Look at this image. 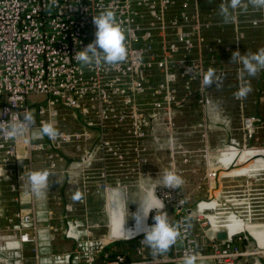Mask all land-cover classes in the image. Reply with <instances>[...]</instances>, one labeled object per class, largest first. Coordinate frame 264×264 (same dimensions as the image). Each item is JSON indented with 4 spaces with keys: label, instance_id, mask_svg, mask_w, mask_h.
<instances>
[{
    "label": "built area",
    "instance_id": "1",
    "mask_svg": "<svg viewBox=\"0 0 264 264\" xmlns=\"http://www.w3.org/2000/svg\"><path fill=\"white\" fill-rule=\"evenodd\" d=\"M205 1L214 0H0V110H8L2 118L7 121L26 110L34 116L30 143H24L23 138L0 139V181L8 183L7 188L19 205L13 220L0 228V264H172L182 262L186 255L194 256L195 261L241 264L243 258L254 254L239 245L241 233L223 241L217 240V233H210L211 228L204 235L193 233L191 219L196 215L199 220V205L195 213H189L183 200L171 196L161 203L168 219V210L173 209L177 219L172 225H179L181 233L171 248L172 258L147 251L142 234L130 240L109 239V224L105 235H93L89 223L85 226L70 218L74 213L77 217L78 208H84L86 213L85 196L68 203L62 217L65 221L62 237L72 242L73 249L55 252L51 240L53 212L40 218L32 202L44 189L33 194L27 187V173L31 170L24 161L42 153L70 145L81 152L78 156L81 163H76L77 167L89 164L94 157V147H85L92 141L93 131L100 137L105 128H112L122 135L123 143L117 150H122L123 144H133L135 140L126 135L129 127L135 128V139L143 135L142 120L128 121L138 118V99L142 96L152 97L154 101L167 99L169 112L171 104L176 102L181 79L185 99L197 93L204 124L207 120L213 122L215 103L209 96V88L202 86L203 75L211 68L223 75V83L229 73L241 81L242 64L236 63L232 69H227L220 53L240 52L245 40L244 29L264 24V8L254 13L260 18H240V13L245 11L239 6L233 10L231 22L225 24L215 21L214 7L206 8L209 12L203 14ZM221 3L219 0V6ZM104 10L114 11L124 31L126 60L115 67L81 65L75 53L95 39L92 17ZM216 26L233 29L229 43L220 36L208 37L207 31ZM193 85H196L195 90ZM30 98L40 101L28 104ZM156 103L158 107L161 102ZM67 112L80 122L77 131L59 128ZM45 122L53 123L62 134L55 141L48 138V145L44 143L45 136L38 135ZM260 123V118L243 120L249 138ZM79 171L85 173L82 169ZM104 191L107 193L106 189ZM23 192H29L28 199ZM160 211L156 209V213L149 215V225ZM134 240L138 245L131 250L133 259L124 254L111 258L104 252V248L115 242ZM27 247L31 248L32 257L26 254Z\"/></svg>",
    "mask_w": 264,
    "mask_h": 264
},
{
    "label": "rangeland",
    "instance_id": "2",
    "mask_svg": "<svg viewBox=\"0 0 264 264\" xmlns=\"http://www.w3.org/2000/svg\"><path fill=\"white\" fill-rule=\"evenodd\" d=\"M202 7L204 10L213 6L210 3L206 4L205 1ZM245 7L241 8L245 12L240 13L242 16L240 18L249 17L259 9L251 5ZM260 34L254 35L258 38L252 40L255 43L253 47L250 46V39L244 40L246 43L242 44L240 49L242 55L264 49V34L262 33V36ZM229 42L230 39L227 40V43ZM231 55L230 52L220 53V58L227 69H232L236 64L231 62ZM240 79L241 81L235 80L234 74L229 73L228 79L220 87L209 88L211 91L209 96L215 103L212 123L207 120L204 124L200 97L197 93H191L185 99L181 79L177 88L178 96L176 102L171 104L170 113L167 109V99L164 101L163 98H159L154 101L148 96L138 99L136 105L139 111L138 118L134 117L128 121L142 120L143 135L135 139V128L129 127L126 135L135 140L133 144L130 143L129 146L123 144L122 150H117L116 148L123 143L120 138L122 135L112 128H105L100 137H97V132L93 131L92 141L85 147V149L94 147V157L90 159L89 164L84 163L77 167V164L81 163L78 158L81 152L75 149V163H77L75 166L85 172L75 184V194L80 193L81 196H85L88 208L86 213L84 208L77 209L76 215L84 220L80 219L77 222L84 225L85 222L90 223L93 235H105L108 230L106 223L100 222L99 215L93 213L96 207L104 214L105 204L106 214L119 215V219L111 223L108 238L119 240L120 238L115 234L116 230L121 224L134 227L131 214L136 211L137 204L144 201L147 189H152L155 197L160 201H166L167 196L183 200L185 210H190L189 213L191 211L195 213L198 205L207 208L205 215H212L211 222L214 217L221 222L230 216H235L243 222L264 227V167L259 165L248 168L246 175L241 172L244 165L239 164L238 160H233L228 165L223 162L226 148L246 157L264 152V69L258 71L255 77H249L246 73L240 74ZM246 84H250L251 92L246 98L236 99L234 93ZM195 86L193 85L194 90ZM39 101V98H30L28 104ZM156 102L158 104L161 102L158 107L155 105ZM255 104L257 109L254 110ZM253 118H260L261 123L257 126L253 137L249 138L243 120ZM65 122L68 127L71 126V120ZM64 129L70 131L72 127ZM75 131H77L76 124ZM167 171L182 177L184 183L180 188L173 190L163 186L162 175ZM248 173L253 174L251 175L253 177L251 178ZM7 187V182L0 181V214H2L0 228L9 224L16 206L13 195L8 192ZM122 211H124L123 217L120 216ZM205 215L202 214L198 221L196 215L191 219L193 233L204 235L211 228ZM168 220L169 223L174 222ZM218 229L223 231L221 223ZM136 230L138 231V228ZM251 240L250 247L253 246L251 252L255 256L258 250L255 241ZM180 246L181 244H177V247ZM125 248H128V245ZM147 251L150 252V249L148 248Z\"/></svg>",
    "mask_w": 264,
    "mask_h": 264
},
{
    "label": "clouds",
    "instance_id": "3",
    "mask_svg": "<svg viewBox=\"0 0 264 264\" xmlns=\"http://www.w3.org/2000/svg\"><path fill=\"white\" fill-rule=\"evenodd\" d=\"M254 8H264V0H249ZM241 0H222L219 6V14L225 24L231 22L232 10L239 8ZM95 25V39L89 43L83 50L75 53V59L81 65L89 66L92 64H103L109 67H115L124 62L127 57V48L125 45V34L120 24L117 22L115 13L112 10H104L99 15L92 17ZM231 62L242 64L241 75L247 74L249 77H255L258 71L264 69V49L256 53L241 54L238 50L232 52ZM192 72V69L188 70ZM202 86L211 88L220 87L223 83V75L217 74L214 69L209 68L203 75ZM251 92L250 84L242 85L235 93L236 99L246 98ZM8 110H0V139L23 138L24 143L31 142V131L34 126V116L31 111H24L21 115L12 116L5 121L2 117ZM38 135L42 138L47 136L55 141L62 134L53 123L45 122L39 128ZM48 171H29L27 173V187L33 194H39L43 189L49 187ZM162 183L165 188L178 189L184 183L181 176L172 171L164 172ZM81 199L80 193L73 196L74 201ZM138 207L131 214L134 220V227L127 232L135 238L137 235H143L142 243L151 250L153 255L167 254L180 236L179 225H172L168 221L167 213L163 211L164 205H159L160 214L152 217L153 223L148 224L150 213L155 211L156 206L144 200L137 204ZM137 226L140 230L137 231ZM195 258L186 255L182 264H194Z\"/></svg>",
    "mask_w": 264,
    "mask_h": 264
},
{
    "label": "crops",
    "instance_id": "4",
    "mask_svg": "<svg viewBox=\"0 0 264 264\" xmlns=\"http://www.w3.org/2000/svg\"><path fill=\"white\" fill-rule=\"evenodd\" d=\"M242 1V0H241ZM210 3V2H209ZM207 4V3H206ZM211 6L216 8L217 14H215L214 19L216 22H222V17L219 14V0H214L212 3H210ZM209 5V4H208ZM242 7L249 6V0L243 1L241 4ZM241 7V8H242ZM207 8V7H206ZM208 9V8H207ZM204 11L208 14V10L204 8ZM232 15H233V10H232ZM247 18H260V15L258 14H251ZM227 29V30H225ZM245 33V39H250V46L253 47V44H255L252 40L258 37H254L255 34H264V24L260 25V27L252 28L248 27L244 29ZM247 34V35H246ZM260 34V36H262ZM208 37H213V36H220L224 40L226 38V41L231 38L233 35V29L230 26H216L212 29H209L207 31ZM250 37V38H249ZM253 37V38H252ZM246 42L244 41L243 44ZM65 119L59 123V128L64 129V128H70L72 127V130H75V124L77 129H79L80 122H76L74 120V115L72 113L67 112L64 114ZM67 120H71V126H67ZM65 122V123H64ZM50 140L48 139L47 136H45L44 143L45 145H48ZM49 155H52V159H49ZM25 164L27 167H30L31 171H48L50 173L49 176V187H46L43 191L41 196L38 197V199L34 198L32 201L35 204V209L40 216V218H46L47 214L49 212H53L54 220L52 221V230H51V240H52V248L55 252H67L73 249V244L71 241H67L62 237V227L63 222L62 217L65 214V206L68 203L75 202L73 200V196L75 195V184L78 183V178L81 177V173L79 170L76 169V163H75V148H73L70 145H65L63 146L60 150H55L52 153L45 152L40 154V156H37L35 158H31L30 160L26 159ZM246 165V164H244ZM250 169V168H249ZM29 172V171H28ZM241 172L247 175L246 169H241ZM249 176L253 174H249ZM253 176H251L252 178ZM77 178V180H76ZM9 192V191H8ZM24 197L28 199V193L29 192H23ZM28 207V206H27ZM200 207V205H199ZM202 210L203 215H205V212L207 211V208L205 209L204 207H200ZM96 209L93 211V213H97L99 215V218L101 219L100 222L106 223L108 226L109 224V230L111 231L110 227L112 225L110 224L111 221L109 219V222H107V218L110 213L102 214L100 212L99 208H94ZM106 209V205H105ZM19 210V205L16 203L15 209L13 211V215ZM104 211V210H103ZM207 213V212H206ZM116 214V213H115ZM13 215L10 219L13 220ZM101 215H103V218H101ZM118 215V214H117ZM124 211L120 212V216L123 217ZM209 214H206V218L208 219L210 225H211V216H208ZM75 213L70 215V218H72L74 221L76 220H83L82 217H79ZM105 219V220H104ZM119 219V215H118ZM117 219V220H118ZM169 219L171 220H176L177 216L173 213L170 215ZM87 219L85 218V221ZM115 221V220H114ZM169 221V220H168ZM113 222V221H112ZM213 222L222 225L223 230L227 233V237L231 238L233 236H236L237 234H240L242 232H246L247 234H241L240 238L241 241L239 242V245L241 248H246L250 251L253 250V246L250 247L251 245V239L255 241L256 248L258 250V253L250 254L243 258L241 260V264H264V227L257 226L256 224L248 223V222H243L242 220L236 218L235 216H230L224 221L219 222L217 218H213ZM78 223V222H77ZM86 223V222H85ZM125 223V222H124ZM174 222H170L172 224ZM8 224V223H7ZM80 224V223H78ZM84 224V223H83ZM82 224V225H83ZM90 224V223H89ZM7 226V225H6ZM86 226V224H85ZM91 226V225H90ZM113 229V228H112ZM192 229V228H191ZM93 229L91 228V231ZM219 232V229L215 230L214 228L211 227L210 233L216 234ZM104 235V234H103ZM111 235V234H110ZM109 235V236H110ZM143 237V236H142ZM123 240V239H121ZM124 240H130L129 238H126ZM181 247V246H180ZM179 248V247H178ZM126 249H129L126 248ZM124 249V250H126ZM119 250V249H116ZM133 251V249H132ZM252 253V252H251ZM26 254H28L29 257H32V250L31 248L27 247ZM124 255H127L129 259H133L134 253L130 251V253L125 252L123 253ZM163 256H167L168 258L173 257V251L170 250L167 254H162ZM172 264H182V262H175ZM194 264H214L211 260H196L194 261Z\"/></svg>",
    "mask_w": 264,
    "mask_h": 264
},
{
    "label": "bare ground",
    "instance_id": "5",
    "mask_svg": "<svg viewBox=\"0 0 264 264\" xmlns=\"http://www.w3.org/2000/svg\"><path fill=\"white\" fill-rule=\"evenodd\" d=\"M224 151H225V154H224L225 157L223 159V162H224L225 165L230 164L233 160H238V163L239 164H241V165L242 164L243 165L246 164V165H244L243 169L253 168V167L259 166V165L264 167V152L257 153V154H254V155H251V156H247L246 157L244 155L242 156L241 153L238 154V152L230 150L229 148H226ZM241 156L244 157V160H242ZM252 160H254V161H252ZM144 200H147L151 204L155 205L156 206V209H160L159 205L161 204V201L158 200L155 197L152 189H147V193H146V195L144 197ZM198 212L200 213V215L203 214L200 207H198ZM109 219H110V221L112 223V221L118 219V215L115 214V213H110L109 216H108V220ZM218 225L219 224H217V223L211 222V227L214 228L215 230L218 229ZM114 228H113V230H114ZM131 228H133V227H127L125 224H121L120 227H119V229L116 230V232L115 231L114 232L120 238L119 240H121V239L124 240L126 238L131 239L132 236L127 232V230L128 229H131ZM137 228H138V231H139L140 230V227L137 226Z\"/></svg>",
    "mask_w": 264,
    "mask_h": 264
},
{
    "label": "trees",
    "instance_id": "6",
    "mask_svg": "<svg viewBox=\"0 0 264 264\" xmlns=\"http://www.w3.org/2000/svg\"><path fill=\"white\" fill-rule=\"evenodd\" d=\"M259 100V97L257 96V101ZM258 103V102H257ZM257 109V104L254 106V110ZM253 137V136H252ZM190 210L186 209V212ZM128 245L129 249H126L125 246ZM138 245L137 241H131V242H115L114 244L104 248V252L109 253L111 258H114L117 255L123 254L125 252H130L132 249H134ZM119 249V250H116ZM126 249V250H124Z\"/></svg>",
    "mask_w": 264,
    "mask_h": 264
},
{
    "label": "water",
    "instance_id": "7",
    "mask_svg": "<svg viewBox=\"0 0 264 264\" xmlns=\"http://www.w3.org/2000/svg\"><path fill=\"white\" fill-rule=\"evenodd\" d=\"M173 209H169L168 210V214H173ZM216 238L217 240L219 241H223V240H226L227 239V233L225 231H220L216 234Z\"/></svg>",
    "mask_w": 264,
    "mask_h": 264
}]
</instances>
